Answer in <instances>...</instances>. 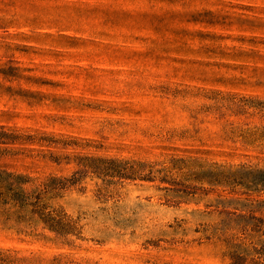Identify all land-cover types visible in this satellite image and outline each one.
Listing matches in <instances>:
<instances>
[{
  "label": "rangeland",
  "instance_id": "rangeland-1",
  "mask_svg": "<svg viewBox=\"0 0 264 264\" xmlns=\"http://www.w3.org/2000/svg\"><path fill=\"white\" fill-rule=\"evenodd\" d=\"M0 264H264V0H0Z\"/></svg>",
  "mask_w": 264,
  "mask_h": 264
}]
</instances>
